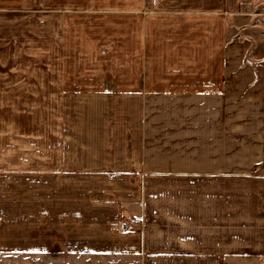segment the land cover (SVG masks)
Masks as SVG:
<instances>
[{
    "label": "crops",
    "instance_id": "obj_1",
    "mask_svg": "<svg viewBox=\"0 0 264 264\" xmlns=\"http://www.w3.org/2000/svg\"><path fill=\"white\" fill-rule=\"evenodd\" d=\"M52 1L0 0V264H264V0Z\"/></svg>",
    "mask_w": 264,
    "mask_h": 264
},
{
    "label": "rangeland",
    "instance_id": "obj_2",
    "mask_svg": "<svg viewBox=\"0 0 264 264\" xmlns=\"http://www.w3.org/2000/svg\"><path fill=\"white\" fill-rule=\"evenodd\" d=\"M45 3L47 5H49V6L53 4L52 7H54V8H51V10H56V12H58L57 10H59L61 8L60 6L59 7L58 6L57 7L54 6V5H57V1L47 0V2H45ZM124 3L125 4L126 3L127 4H130L131 1L125 0ZM262 6H264V5H262ZM79 7H81V6H77V8H79ZM256 7H258V4H256ZM43 10H45L44 7H42V5L39 6V23H41V19H43L42 16H40V14H43L42 13ZM81 11H77V15L80 14ZM256 11L258 12V10H256ZM60 13H64V12L61 11ZM258 13L261 14L260 10H259ZM126 19H127V17H126ZM263 29H264V27H263ZM30 67L31 68H35V66H30L29 65L28 68H30ZM0 71L3 72V65H0ZM27 115H28L29 118H32L33 117L35 120H37V116H39V114H35V113L33 114V113H29V112L27 113ZM3 116H4V113L1 112L0 113V121L3 120ZM0 131L2 132L3 130L0 129ZM0 147H1V150H2V145H0ZM0 163H2V161H0ZM39 184H40V186H42V184L40 182H39ZM151 185H152V187L154 189H157V191L162 188V182L159 181V180H156L155 182L151 183ZM42 189L39 188V190L37 192L34 191V192H29L28 193L29 200L34 199V198H38L37 206H39V202L40 203L43 202V198H46V197H44L45 194L42 193L43 192ZM45 190H46V187H45L44 191ZM62 195H64V196L69 195L68 190H65L62 193ZM147 196L150 197V199H152L153 202H155L154 208L152 209L154 211L153 212L154 213L153 215H162L163 214V198H162L163 194H162V192H152V193L147 194ZM38 211H39V208H38ZM28 212H30V211H28ZM30 216L28 217V221H27V229H28V232L39 233V218H34V217L31 218ZM6 227L7 226H4V225L0 224V232H2ZM141 229L145 231L146 230V227L145 226H142ZM28 262H29V264H35L36 263L34 261V259H32V258H28Z\"/></svg>",
    "mask_w": 264,
    "mask_h": 264
}]
</instances>
